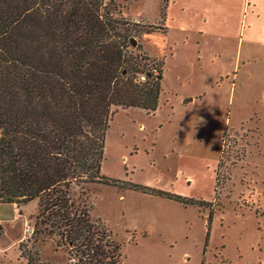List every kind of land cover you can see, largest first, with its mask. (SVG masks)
<instances>
[{"label": "rangeland", "instance_id": "374dc122", "mask_svg": "<svg viewBox=\"0 0 264 264\" xmlns=\"http://www.w3.org/2000/svg\"><path fill=\"white\" fill-rule=\"evenodd\" d=\"M113 1L123 12L127 0ZM128 7L160 19L161 0ZM167 14L166 33L132 37L162 61L158 106L114 108L101 173L181 199L90 183L91 218L121 244V264H264V65L235 68L238 36L200 40L180 28L176 3ZM37 210V200L0 202V264H67L65 248L31 238Z\"/></svg>", "mask_w": 264, "mask_h": 264}, {"label": "trees", "instance_id": "16d2710c", "mask_svg": "<svg viewBox=\"0 0 264 264\" xmlns=\"http://www.w3.org/2000/svg\"><path fill=\"white\" fill-rule=\"evenodd\" d=\"M155 28L113 0H0V202L37 200L31 238L65 248L67 264L122 263L84 185L181 199L101 173L114 108L158 106L162 61L130 50H141L136 32Z\"/></svg>", "mask_w": 264, "mask_h": 264}, {"label": "crops", "instance_id": "0c3cea01", "mask_svg": "<svg viewBox=\"0 0 264 264\" xmlns=\"http://www.w3.org/2000/svg\"><path fill=\"white\" fill-rule=\"evenodd\" d=\"M131 0H127L124 6L123 15L131 19H139L142 24H148L157 28L151 32H167L165 24L167 12L176 3L180 16H186L180 23V28L184 31H196L200 40L205 34H224L227 36H238L240 47L236 49L233 58L234 67H239V63L254 66L256 63L264 65V0H161L160 19L156 23H150L140 13L130 15L129 5ZM219 36V35H217ZM249 47L247 51H241V44L244 42ZM142 50L143 48L142 43ZM255 46H258L259 53H256ZM149 56L159 58L157 56ZM201 57V52L198 51ZM235 77V74L233 75ZM232 76V77H233Z\"/></svg>", "mask_w": 264, "mask_h": 264}, {"label": "water", "instance_id": "95a60500", "mask_svg": "<svg viewBox=\"0 0 264 264\" xmlns=\"http://www.w3.org/2000/svg\"><path fill=\"white\" fill-rule=\"evenodd\" d=\"M131 41H132V44L135 45V40L133 38L131 39Z\"/></svg>", "mask_w": 264, "mask_h": 264}, {"label": "built area", "instance_id": "2783aa9c", "mask_svg": "<svg viewBox=\"0 0 264 264\" xmlns=\"http://www.w3.org/2000/svg\"><path fill=\"white\" fill-rule=\"evenodd\" d=\"M141 78L143 79L144 77H143V76H141Z\"/></svg>", "mask_w": 264, "mask_h": 264}]
</instances>
